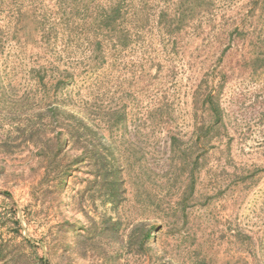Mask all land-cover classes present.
I'll return each mask as SVG.
<instances>
[{"label":"rangeland","instance_id":"rangeland-1","mask_svg":"<svg viewBox=\"0 0 264 264\" xmlns=\"http://www.w3.org/2000/svg\"><path fill=\"white\" fill-rule=\"evenodd\" d=\"M261 57L264 0H0V264H38L41 249L51 264H264ZM209 93L222 109L210 134ZM55 97L113 147L116 213L89 159L73 163L78 145L54 166L72 171L63 193L41 184L56 131L37 116ZM104 216L122 223L109 245L93 239ZM140 223L153 232L139 254L127 235Z\"/></svg>","mask_w":264,"mask_h":264},{"label":"trees","instance_id":"trees-1","mask_svg":"<svg viewBox=\"0 0 264 264\" xmlns=\"http://www.w3.org/2000/svg\"><path fill=\"white\" fill-rule=\"evenodd\" d=\"M109 21L110 20L107 18L103 19L105 24H108ZM258 60L259 61L256 62L264 63L263 57L258 58ZM38 76L39 77L37 78L40 84L47 88L49 85L46 81L47 74L42 73V71L39 70ZM67 85L68 83H65L63 79L59 78L53 86L55 92L58 93L66 89ZM53 100V107L43 110V112L37 116L39 122L42 120L51 121V124L54 126V131H56L54 145H44L39 151V155L44 158L45 163V172L41 180V184L52 183L53 188L59 194L63 193L72 176V171L71 169L69 170V168L63 169L62 166L55 170L54 166L66 147L68 148L70 146L78 145L84 148L83 153L81 156L76 157L73 163L79 164L81 161L85 162L86 158L89 159L88 165L94 169L93 172L96 174L94 183L99 188V191L101 190L100 192H102L103 203L111 204L113 207L112 210L116 213L118 207L125 200L124 194L126 191L124 188L122 168L119 165V161H117V159L114 157L113 147L110 143H108L107 140H105V138L103 141H98V146L94 145V140L92 137H96L97 133L94 129L95 126L93 125V121L89 119L83 112L76 113L70 110V107H68L69 105L60 103L56 97ZM204 103L206 106H209V111L212 113L214 118V123L206 129L208 134H210L214 129V125H217V127L218 125H221L222 109L218 97L212 93H209L205 97ZM25 128L30 130L32 141H34L35 138L39 139L41 137L49 140L47 137V131H44L41 127L36 128V126H27ZM4 142L5 141L3 140L2 145H4ZM173 142H176V138L173 139ZM51 146H54L55 151L50 149ZM53 153L54 155H52ZM8 196L11 198L10 195ZM14 217L16 218L15 225L21 234L22 226L18 211H14ZM137 229H140V234L137 236V231L132 230L127 235V239L130 242L129 246H135L137 252L140 254L147 249L153 230H147L144 223H140ZM121 230L122 223L120 219L114 220L113 217L104 216L100 220L99 228L97 229L93 239H98V242L104 241L105 244L109 245L111 242L119 239ZM91 235L92 234H90V232H88L87 236L81 233L79 236L80 245H85L87 241L91 239ZM134 237L138 238L135 244L131 243ZM25 241L32 245L29 240ZM247 246L248 249L251 247V245ZM41 250V255L36 253L34 250L32 251L36 255L38 264H51L50 252L44 251V249ZM6 254L7 253L4 251V247L1 246L0 259H4Z\"/></svg>","mask_w":264,"mask_h":264}]
</instances>
